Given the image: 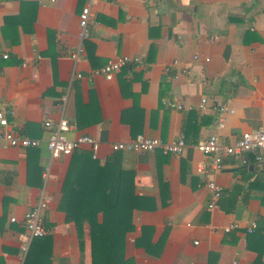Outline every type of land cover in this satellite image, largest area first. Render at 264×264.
<instances>
[{"label": "crops", "instance_id": "obj_1", "mask_svg": "<svg viewBox=\"0 0 264 264\" xmlns=\"http://www.w3.org/2000/svg\"><path fill=\"white\" fill-rule=\"evenodd\" d=\"M85 4L0 0V52L9 55L0 61V111L10 129L41 142L0 147V264H92L89 225L79 230L60 208L72 157L52 160L47 146L44 123L62 117L73 127L68 139L96 138L100 165L119 155L132 182L125 264H264V150L262 162L224 158L215 179L224 208L234 205L227 212L221 201L208 209L211 194L198 168L210 159L196 148L212 135L233 145L264 126V0H98L85 54L75 62ZM122 57L140 63H128L112 81L93 77ZM223 107L233 113H224L219 129ZM139 135L183 138L187 148L182 155L112 151ZM42 193L49 235L24 255V218ZM254 222L259 229L248 235ZM232 223L240 228L224 233Z\"/></svg>", "mask_w": 264, "mask_h": 264}, {"label": "built area", "instance_id": "obj_2", "mask_svg": "<svg viewBox=\"0 0 264 264\" xmlns=\"http://www.w3.org/2000/svg\"><path fill=\"white\" fill-rule=\"evenodd\" d=\"M42 3H56V0H41ZM98 0H86V4L82 9L79 17L80 31L78 34V48L77 51L71 56L72 60L77 62L81 55L85 54L84 43L90 39V27L92 25L93 8ZM7 53L0 52V61L8 60ZM199 56H195L198 60ZM205 61L209 63L210 58ZM140 63V59L122 57L112 60L104 65L102 68L94 70L93 77L103 76L107 81H112L117 73H119L128 63ZM1 72V69H0ZM82 78L81 75L77 76ZM63 98V102H66ZM208 103L207 98H203L199 105L201 110H205ZM170 108L183 109V106L171 102L165 103ZM218 121V128L222 129L225 125L224 113L233 111L229 108L223 107ZM10 124L6 115L0 111V147L2 145L11 148L31 149L38 148L41 144L39 140L31 139L28 137L20 136L16 131L10 129ZM44 128L48 132V150L52 160H58L63 157H70L76 150L82 148H89L93 160L100 158L99 153L101 149L100 142L93 136H81L76 140H70L67 133L72 130V125L62 117L56 124L51 120L44 123ZM187 148L185 139L181 138L177 141L165 143L159 138H149L139 135L137 138L129 142H119L112 144L111 149L113 152H134V153H154L158 150L164 154L182 155ZM197 150L204 154L210 161L206 165L198 168V172L204 174L206 186L211 194V202L208 205L210 211L218 207V203L223 197V187L216 181L215 177L224 168V158L226 156L234 157L240 160L244 165H247L251 158L255 162H262L263 156L261 152L264 150V126L252 132L244 133L241 138L233 145H226L217 135L210 136L206 141L197 144ZM48 177V172L45 174ZM48 208L45 194L42 193L38 205L29 211L24 218L27 232L20 235L21 245L20 248L24 255L28 253L29 247L33 240L44 238L49 235V230L45 227L43 222V212ZM12 221H16L13 219ZM240 226L237 223L229 224L223 228L224 233L229 234ZM259 227L256 222L252 223L247 229L248 235H253L258 231Z\"/></svg>", "mask_w": 264, "mask_h": 264}, {"label": "trees", "instance_id": "obj_3", "mask_svg": "<svg viewBox=\"0 0 264 264\" xmlns=\"http://www.w3.org/2000/svg\"><path fill=\"white\" fill-rule=\"evenodd\" d=\"M70 157L61 210L79 230L89 225L92 264H125V238L132 229L135 200L131 193L132 182L127 180L128 173L122 167L120 156L104 166L93 160L87 150H76ZM220 201L224 208L223 197ZM233 207L232 204L231 209ZM231 209L225 210L230 212ZM99 214H102L101 221ZM256 264H263L260 258Z\"/></svg>", "mask_w": 264, "mask_h": 264}]
</instances>
